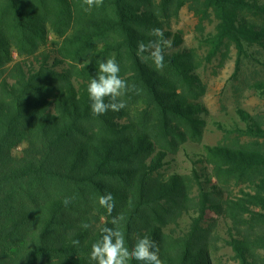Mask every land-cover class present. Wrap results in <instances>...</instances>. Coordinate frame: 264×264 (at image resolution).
<instances>
[{"label": "trees", "instance_id": "obj_1", "mask_svg": "<svg viewBox=\"0 0 264 264\" xmlns=\"http://www.w3.org/2000/svg\"><path fill=\"white\" fill-rule=\"evenodd\" d=\"M189 1L214 10L218 38L241 49L264 40V25L241 17L258 8L251 0H0V264H96L92 245L106 227L118 228L130 250L152 239L162 264H220L212 247L221 240L235 264H264V232L246 227L248 214L264 215L251 207L264 212V176L254 174L264 150L205 145L190 173L164 171L171 154L202 140L206 124L193 52L162 18ZM51 32L59 38L49 41ZM140 42H160L162 69L151 49L138 54ZM109 58L127 84L118 97L126 106L97 116L87 87ZM238 115L247 124L238 131L264 136L246 110ZM245 180L250 199L225 197L227 185ZM109 193L111 213L99 203ZM210 211L227 237L217 219L207 226Z\"/></svg>", "mask_w": 264, "mask_h": 264}, {"label": "rangeland", "instance_id": "obj_2", "mask_svg": "<svg viewBox=\"0 0 264 264\" xmlns=\"http://www.w3.org/2000/svg\"><path fill=\"white\" fill-rule=\"evenodd\" d=\"M258 8H244L241 17L246 24H254L256 28L264 25V0H251ZM181 3V2H180ZM177 5L162 12V18L169 29L179 33L183 45L193 52V72L199 77L197 85V102H203L205 111L201 117L205 120L202 140L184 144L177 154H171L165 166L167 174L174 172L190 173L195 166L197 155L204 151L205 145H223L243 147L251 150H264V136L238 131L247 124L238 115V109L246 110L252 117V124L264 128V40L262 42L243 41L241 49L230 37L218 38L220 19L213 9H206L201 2H186L179 9ZM59 38L55 32L49 35V41ZM19 58L18 55H15ZM223 124L224 128H220ZM22 150V146L15 150ZM212 174V165L206 164ZM203 169V164H198ZM256 177L264 176V166H257ZM213 183H219L212 178ZM231 182V181H229ZM239 183V184H238ZM231 182L224 191L227 199L245 201L250 199L248 193L254 191L250 180ZM255 212H264L253 207ZM217 219V233L224 238L228 236L225 224L217 213L210 211L206 222ZM247 229L254 234L264 232V215L255 220L248 214ZM255 220V222H251ZM212 226L209 228L211 229ZM220 264H235L232 248L224 241L212 247Z\"/></svg>", "mask_w": 264, "mask_h": 264}, {"label": "clouds", "instance_id": "obj_3", "mask_svg": "<svg viewBox=\"0 0 264 264\" xmlns=\"http://www.w3.org/2000/svg\"><path fill=\"white\" fill-rule=\"evenodd\" d=\"M85 3L92 7L99 6L103 0H85ZM152 35L163 37L161 29L152 30ZM164 45H168V41H163ZM150 51V56L153 59L156 67L162 69L164 66V56L160 42H149L145 44L140 42L138 45V54ZM120 67L114 58L101 60L96 75L88 84L87 92L91 100V111L94 115H102L107 111H120L126 105L123 101L118 100L122 90L127 88L126 82L119 76ZM108 98V102H105ZM68 200H65V204ZM101 206L105 207L109 213L114 208V198L109 193L99 198ZM123 217H114L113 224L118 225ZM84 227H88L84 225ZM103 237L92 245L90 257L96 264H128L129 260L144 262V264H162L160 259L159 245L148 238H138L134 247L130 250L125 245L123 234L118 228H104Z\"/></svg>", "mask_w": 264, "mask_h": 264}]
</instances>
